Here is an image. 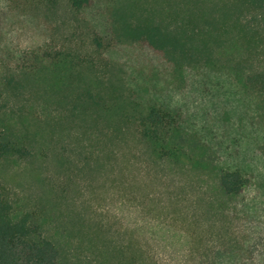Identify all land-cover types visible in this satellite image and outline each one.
<instances>
[{
    "label": "trees",
    "instance_id": "trees-1",
    "mask_svg": "<svg viewBox=\"0 0 264 264\" xmlns=\"http://www.w3.org/2000/svg\"><path fill=\"white\" fill-rule=\"evenodd\" d=\"M27 1L44 29L60 36L37 47L14 46L7 41L9 11L0 5V160L45 159L64 168L76 153L89 173L125 190L154 170L169 178L178 169L213 178L222 198L241 196L250 182L247 172L224 166L215 146L232 131L225 119L197 128L181 110L142 98L128 82L127 66L146 67L151 78L157 69L187 83L201 75L196 87L209 97L220 96L223 81L230 98L252 97L264 122V0H184L182 6L163 0ZM130 143L137 146L133 156ZM47 184L58 193L56 184ZM141 187L136 198L144 210L146 200L156 197L157 210L167 207L157 190ZM188 200L178 199L164 226L156 216L155 228L168 227V237L191 242L190 228L205 218L190 214ZM217 208L225 210L221 203ZM67 219L72 226L80 222ZM88 228L78 241L75 228H51L47 218L30 212L16 215L0 180V264H256L238 240L217 239L209 248L165 243L161 255L137 241L100 244L102 234Z\"/></svg>",
    "mask_w": 264,
    "mask_h": 264
},
{
    "label": "rangeland",
    "instance_id": "rangeland-1",
    "mask_svg": "<svg viewBox=\"0 0 264 264\" xmlns=\"http://www.w3.org/2000/svg\"><path fill=\"white\" fill-rule=\"evenodd\" d=\"M163 1L184 5V0ZM0 5L9 11L11 28L7 41L14 46L37 47L45 40L52 42V38L60 36L56 33L52 37L51 31L44 29L38 22L41 18L27 0H0ZM114 58L121 59L119 54H115ZM127 70L128 82L141 90L142 98L152 96L165 105L181 110L184 120L193 122L197 128L204 130L202 126L208 127L220 123L221 118L225 119L224 124L229 125L232 131L228 135L226 133L222 144L215 146L224 166L240 167L247 172L250 182L241 196L229 201L215 191L213 178L203 179L193 173L184 175L178 169L170 171L169 178L160 177L161 174L154 170L143 180H135V183L138 182L136 186L125 190L116 186L110 178L102 179L89 173L79 161V155L74 153L76 161L64 168H57L54 161L45 159L0 160V180L11 192L14 213L22 215L30 212L36 218L45 217L54 229L75 228L78 241L84 238V232L91 226L102 234L100 244L106 241L111 248L126 247L137 241L151 248L152 252L160 251L161 255L162 244L165 243H173L177 248L184 244L209 248L217 239L238 240L249 246L252 262H264V122L257 116L252 97L245 100L230 98L223 81L218 86L221 88L219 97L206 96L196 87L201 75L191 77L187 83L157 69L153 78L146 67L138 71L128 65ZM222 80L226 81L225 77ZM59 145L62 148V143ZM136 149L133 143L127 147L130 156ZM71 159L74 160L73 157ZM44 178H51L47 183L57 185V194L54 195L51 186L44 183ZM131 179L134 180V176ZM139 183L145 192L157 190L161 195L156 196L160 195L164 201L162 206L167 207L157 210L159 201L156 197L154 201L146 200L144 210L143 205H139V197L136 198L140 196ZM182 196L185 199L188 197L192 216L198 218L202 214L205 218V221H199L203 223L198 222L196 228H190L195 232H191L189 243L180 235L168 237V227L162 228V231L155 228L157 222L154 218L160 215L158 225L164 226L167 211L175 207ZM206 200H214L215 206ZM220 203L225 206L223 213L217 212ZM68 216L80 222L72 226L68 223ZM142 224L146 228H134Z\"/></svg>",
    "mask_w": 264,
    "mask_h": 264
}]
</instances>
